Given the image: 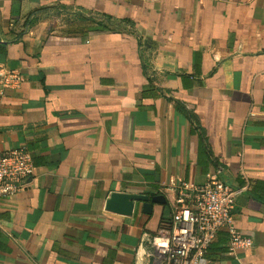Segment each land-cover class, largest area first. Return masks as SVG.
Returning <instances> with one entry per match:
<instances>
[{
	"label": "crops",
	"instance_id": "crops-1",
	"mask_svg": "<svg viewBox=\"0 0 264 264\" xmlns=\"http://www.w3.org/2000/svg\"><path fill=\"white\" fill-rule=\"evenodd\" d=\"M0 69L22 78L0 94V155L34 165L0 199V264H158L170 184L208 174L240 189L252 240L230 252L219 232L208 264H264V0H0ZM112 192L165 202L124 215Z\"/></svg>",
	"mask_w": 264,
	"mask_h": 264
},
{
	"label": "built area",
	"instance_id": "built-area-1",
	"mask_svg": "<svg viewBox=\"0 0 264 264\" xmlns=\"http://www.w3.org/2000/svg\"><path fill=\"white\" fill-rule=\"evenodd\" d=\"M17 70L0 69V94L20 85ZM34 165L29 152L21 147L0 155V199H9L24 190L33 175ZM176 191L175 209L170 231L150 237L158 264H208L205 250L221 231L227 233L228 251L252 246L249 236L236 231L232 224V210L239 188L208 174L206 182H172Z\"/></svg>",
	"mask_w": 264,
	"mask_h": 264
},
{
	"label": "water",
	"instance_id": "water-1",
	"mask_svg": "<svg viewBox=\"0 0 264 264\" xmlns=\"http://www.w3.org/2000/svg\"><path fill=\"white\" fill-rule=\"evenodd\" d=\"M224 182L230 185L229 182ZM135 202L140 203L142 213L149 214L151 213L153 203H164L165 200L162 195L148 196L146 194L112 192L110 193L109 198L106 200L105 207L111 212L130 215L133 211Z\"/></svg>",
	"mask_w": 264,
	"mask_h": 264
},
{
	"label": "trees",
	"instance_id": "trees-1",
	"mask_svg": "<svg viewBox=\"0 0 264 264\" xmlns=\"http://www.w3.org/2000/svg\"><path fill=\"white\" fill-rule=\"evenodd\" d=\"M30 22H31V20H30V21L28 20V21H26V24H28V25H29V23H30ZM169 227H170V226H169Z\"/></svg>",
	"mask_w": 264,
	"mask_h": 264
}]
</instances>
